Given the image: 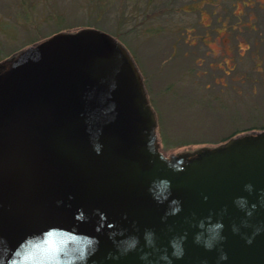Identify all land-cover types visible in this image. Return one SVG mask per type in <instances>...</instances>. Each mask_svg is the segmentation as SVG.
<instances>
[{"label": "water", "instance_id": "95a60500", "mask_svg": "<svg viewBox=\"0 0 264 264\" xmlns=\"http://www.w3.org/2000/svg\"><path fill=\"white\" fill-rule=\"evenodd\" d=\"M97 26L0 62V264H264V128L164 152Z\"/></svg>", "mask_w": 264, "mask_h": 264}, {"label": "rangeland", "instance_id": "374dc122", "mask_svg": "<svg viewBox=\"0 0 264 264\" xmlns=\"http://www.w3.org/2000/svg\"><path fill=\"white\" fill-rule=\"evenodd\" d=\"M25 2L30 18L16 20L20 0H0V62L51 31L91 23L118 32L157 109L166 153L264 128V0Z\"/></svg>", "mask_w": 264, "mask_h": 264}, {"label": "trees", "instance_id": "16d2710c", "mask_svg": "<svg viewBox=\"0 0 264 264\" xmlns=\"http://www.w3.org/2000/svg\"><path fill=\"white\" fill-rule=\"evenodd\" d=\"M20 2H21V7H22V9L21 10H19V11H17L16 12V16H17V18L19 17L20 19H16V20H21V19H29L30 18V12H29V4H27L26 2H25V0H20ZM26 3V4H25ZM23 4H24V6H23ZM88 25H91V26H93V24H91V23H87L86 24V26H88ZM99 26V25H98ZM51 32H53V31H51ZM50 32V33H51ZM109 32H111L112 34H114L117 38L119 37V34H118V32H115V31H110L109 30ZM49 34V33H48ZM47 34V35H48ZM46 36V35H45ZM40 38V37H39ZM121 38V37H120ZM119 38V39H120ZM41 39V38H40ZM37 40H39V39H36V40H34V41H32V42H30V43H33V42H35V41H37ZM121 40V39H120ZM20 50V49H19ZM18 51V50H17ZM17 51H15V53L17 52ZM14 54V53H13ZM143 82H144V77H143ZM144 85H145V88H146V91H147V94H148V100H149V102L151 103V105H152V99H151V96L149 95V92H148V88H147V85L145 84V82H144ZM153 106V105H152ZM154 111H155V114H156V120H157V123L159 122V116H158V114H157V109H156V107H155V105H154ZM261 128H263V127H260V128H256V129H250V130H258V129H261ZM241 132H244V131H236V132H234V133H229L227 136H225V137H221L219 140H217L216 142H214V143H217V142H219V141H221V140H223V139H225V138H227L228 136H230V135H234V134H238V133H241ZM161 148V147H160ZM165 152V151H164ZM171 152V151H170Z\"/></svg>", "mask_w": 264, "mask_h": 264}]
</instances>
